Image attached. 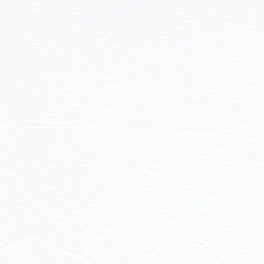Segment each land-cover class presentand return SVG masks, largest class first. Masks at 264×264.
<instances>
[{"label": "snow or ice", "instance_id": "obj_1", "mask_svg": "<svg viewBox=\"0 0 264 264\" xmlns=\"http://www.w3.org/2000/svg\"><path fill=\"white\" fill-rule=\"evenodd\" d=\"M0 264H264V0H0Z\"/></svg>", "mask_w": 264, "mask_h": 264}]
</instances>
